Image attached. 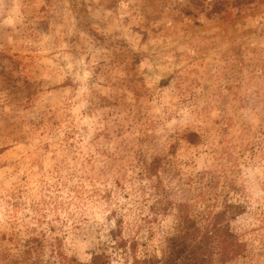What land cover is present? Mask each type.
I'll list each match as a JSON object with an SVG mask.
<instances>
[{"label":"rangeland","instance_id":"rangeland-1","mask_svg":"<svg viewBox=\"0 0 264 264\" xmlns=\"http://www.w3.org/2000/svg\"><path fill=\"white\" fill-rule=\"evenodd\" d=\"M182 211L264 264V0H0V264H146Z\"/></svg>","mask_w":264,"mask_h":264},{"label":"trees","instance_id":"trees-1","mask_svg":"<svg viewBox=\"0 0 264 264\" xmlns=\"http://www.w3.org/2000/svg\"><path fill=\"white\" fill-rule=\"evenodd\" d=\"M184 212L176 231L165 238L160 259L146 264H224L239 253L240 243L219 222L199 228ZM87 264H107V255L96 253Z\"/></svg>","mask_w":264,"mask_h":264}]
</instances>
